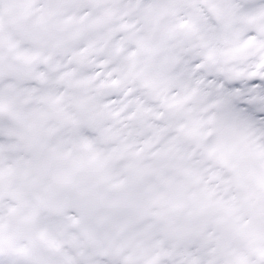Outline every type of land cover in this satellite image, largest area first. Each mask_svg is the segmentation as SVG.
Masks as SVG:
<instances>
[{
    "label": "snow or ice",
    "instance_id": "snow-or-ice-1",
    "mask_svg": "<svg viewBox=\"0 0 264 264\" xmlns=\"http://www.w3.org/2000/svg\"><path fill=\"white\" fill-rule=\"evenodd\" d=\"M0 264H264V0H0Z\"/></svg>",
    "mask_w": 264,
    "mask_h": 264
}]
</instances>
